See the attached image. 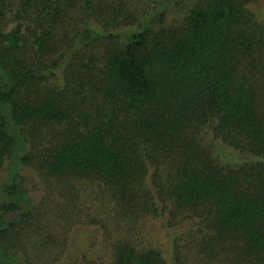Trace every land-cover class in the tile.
<instances>
[{"label": "trees", "instance_id": "obj_1", "mask_svg": "<svg viewBox=\"0 0 264 264\" xmlns=\"http://www.w3.org/2000/svg\"><path fill=\"white\" fill-rule=\"evenodd\" d=\"M259 1L0 0V264L28 258V241L14 245L37 210L28 168L70 189L95 184L121 220L191 222L173 264L202 252L264 264ZM49 240L35 249L56 251ZM113 244L96 264H168L125 236Z\"/></svg>", "mask_w": 264, "mask_h": 264}, {"label": "rangeland", "instance_id": "obj_2", "mask_svg": "<svg viewBox=\"0 0 264 264\" xmlns=\"http://www.w3.org/2000/svg\"><path fill=\"white\" fill-rule=\"evenodd\" d=\"M252 9L264 19V0L254 4ZM223 153L225 162H241L243 159L241 155L228 149H224ZM152 171L153 168H149L146 175L148 184L151 182ZM160 172L164 176L165 171ZM22 175V186L29 191L37 207L32 217L34 221L30 226L18 229L20 231L14 242L19 247L25 246V241L29 242V249L25 253L28 258L21 253L22 264H27L25 259L30 261L33 254L37 257L45 255L47 258H57L58 261L54 264H79L82 258L89 264H96L101 259L107 261L112 255L113 243L123 236L137 241L142 247L159 249L167 258L168 264L174 263L172 251L176 244L180 245V252L185 255L187 244L184 239L177 241L189 229L195 230L191 222H181L180 219L168 226L165 219L158 215L144 218L139 216L135 219L127 215L122 221L121 215L116 213L118 211L113 212L112 201L98 196L95 184L82 185L90 188L85 192L79 184L70 189L54 179H41L33 168L26 169ZM69 189L74 192L73 195H69ZM48 237L58 248L54 252L42 250L40 253L35 247ZM188 258L185 264H219L222 260L206 257L203 252L193 258L189 254Z\"/></svg>", "mask_w": 264, "mask_h": 264}]
</instances>
